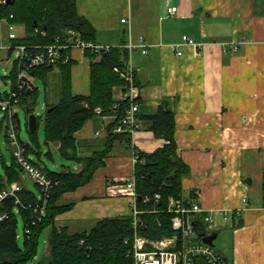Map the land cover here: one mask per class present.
I'll use <instances>...</instances> for the list:
<instances>
[{
  "label": "crops",
  "instance_id": "0c3cea01",
  "mask_svg": "<svg viewBox=\"0 0 264 264\" xmlns=\"http://www.w3.org/2000/svg\"><path fill=\"white\" fill-rule=\"evenodd\" d=\"M76 7L95 43L147 45L146 53L135 47L127 57L137 114L153 115L163 103L173 111L177 155L188 166L183 198L200 206L194 220L216 233L215 250L230 264H264V0H77ZM182 35L201 46H177ZM71 54V90L88 94L89 59L77 49ZM108 121L96 115L75 132L79 155L102 148ZM140 125L129 141L113 142L88 183L62 195L72 206L55 216V226L82 231L129 214L130 199L118 190L133 173V151L165 143ZM75 163L70 169L79 171ZM20 184L26 187L22 174Z\"/></svg>",
  "mask_w": 264,
  "mask_h": 264
},
{
  "label": "trees",
  "instance_id": "16d2710c",
  "mask_svg": "<svg viewBox=\"0 0 264 264\" xmlns=\"http://www.w3.org/2000/svg\"><path fill=\"white\" fill-rule=\"evenodd\" d=\"M77 0H12L4 4L0 0V18L13 14L12 21L24 28V36L17 39L18 43L49 44L56 36L64 37L65 29L77 32L85 41L95 43V30L90 22L77 11ZM83 55L89 59V91L88 94H74L71 90V65L73 61L59 65H40L27 71V76L39 78L47 84L48 73L56 68L59 74L58 96L55 102H45L42 114L44 143L58 144V154L66 159L81 163L79 171L70 167L49 170L41 167L38 161H30L40 168L53 185L50 195L43 203L33 190L23 189L18 192L22 204L43 206V213L14 204L7 197L2 208L7 217L0 221V264H130L131 256L123 239L131 235V219L128 216L104 217L96 220L93 225L82 231H72L66 226L57 227L54 218L68 210L72 203H61L65 192H70L88 183L94 172L103 165V159L112 149L113 142L120 138L130 140L126 132L115 133L113 128L128 107L127 101L117 100L116 89L124 85L123 79L114 67L122 68L127 63L128 50L125 47L109 46L107 50L92 51L86 49ZM14 85L17 77V66L13 62L7 75ZM6 78V76H3ZM19 96L18 104H25L29 112L32 110L31 96L35 88L26 94V89ZM0 93L1 95H5ZM117 103L116 106L114 104ZM101 113L111 116L105 125V140L101 149L93 150L88 156L79 155V146L74 136L85 122L96 116L95 108ZM153 135L165 140V143L151 152L135 150L133 176L135 190L141 199L137 208L144 224L140 227L141 234L148 238H159L171 234L170 217L167 213V198L172 196L183 198L181 178L188 173V166L177 155L174 139V113L166 104L158 107L155 114L140 117ZM38 117L36 123L38 124ZM0 121V131H1ZM28 141L23 143L26 156L35 155L40 159V144L37 128L34 132L27 129ZM5 136V135H4ZM51 156L49 152L45 153ZM3 160V159H2ZM3 174H0V190L12 182L21 183V172L12 154L8 164L3 163ZM35 185V184H34ZM36 186V185H35ZM37 187V186H36ZM38 189V187H37ZM155 193L160 199L155 201ZM148 196L149 200L143 198ZM156 210V211H152ZM17 215L23 220L24 241L22 247L17 242ZM204 222L194 220L197 236L202 233L200 227ZM25 230H28L26 232ZM47 230L48 253L42 259L33 262L40 234ZM195 264H206L203 258H197Z\"/></svg>",
  "mask_w": 264,
  "mask_h": 264
},
{
  "label": "built area",
  "instance_id": "2783aa9c",
  "mask_svg": "<svg viewBox=\"0 0 264 264\" xmlns=\"http://www.w3.org/2000/svg\"><path fill=\"white\" fill-rule=\"evenodd\" d=\"M176 7L167 8V12L172 14ZM13 14L7 18H0L4 23V32L6 41H0V60L13 57L17 66V77L14 85L10 83L9 89L5 95L0 96V117L2 119L1 127L5 135V144L20 168L22 175L28 177L40 192L39 200L43 203L48 199L51 189L55 182L31 161L29 156L25 155L24 146L19 140V134L14 118L15 107L18 106L19 96L31 80L28 79L27 71L32 67L40 65H59L72 60V51L77 49L82 53L86 49L92 51L107 50L108 45H100L90 41L83 40L80 35L72 29L63 31L64 37L56 36L52 43L49 44H31L16 42L20 36L16 32L19 24L12 21ZM121 22H126L125 18ZM202 43H196L186 35H182L181 41L176 45H189L199 48ZM135 47H140L142 53L147 52V45L140 39L137 44H128L126 48L131 51ZM177 55L181 54L178 50ZM115 72L123 79L124 85L118 88L119 94L116 98L120 101H127L128 107L124 114L118 120V124L113 128V132H126L130 136L138 130L139 122L137 119L139 89L135 82L134 67L126 63L122 68H113ZM117 103L114 104L116 106ZM95 113L102 121H108L111 117L101 113L100 108H95ZM135 152L132 153L133 165L135 163ZM23 186L18 182L10 183L6 188L0 190V221L7 217V212L2 208V204L7 197H11L14 204L32 210L39 214L43 213V206L38 208V202L35 205H24L20 202L18 192ZM120 192H123L130 199V211L127 215L131 219V235L123 239V244L127 248V254L131 256L130 264H195L197 258H203L206 263L210 264H230L221 256L213 246L206 244L197 236L194 228V214L200 211L197 202L185 198L168 197L167 213L171 214L170 229L171 234L162 235L159 238H148L141 234V226L144 221L140 217L141 211L137 208V193L135 190V179L133 173L125 183L119 186ZM155 201L160 199V194L155 193ZM148 201L149 197L143 198ZM243 201L246 198L242 199ZM156 211V210H152ZM28 232V230H25Z\"/></svg>",
  "mask_w": 264,
  "mask_h": 264
},
{
  "label": "rangeland",
  "instance_id": "374dc122",
  "mask_svg": "<svg viewBox=\"0 0 264 264\" xmlns=\"http://www.w3.org/2000/svg\"><path fill=\"white\" fill-rule=\"evenodd\" d=\"M18 36H24V28L18 26L16 29ZM0 41H6V34L4 32V23L0 22ZM13 57L11 56L9 59L0 60V93H4L9 89L10 80L8 78L9 70L11 68ZM3 76H6L4 78ZM28 79L31 80L33 87L35 88V93L31 96L32 110L30 112H26V105H18L15 107L14 113L16 112L20 121V129L18 131L19 140L23 143L28 141L27 135V117L29 113H33L35 117H38L37 124V136L41 151L40 159H38L35 155H32L31 159L38 161L41 167L48 168L49 170H59L64 169L65 167L75 168L76 163L71 160H66L62 158L57 150L50 144L46 145L44 143L43 136V121L42 114L45 110V102H55L58 96V88H59V74L56 68L52 69L48 73L47 84L44 83L42 79L39 78H31L28 76ZM1 121V117H0ZM49 150L51 156H47L45 153ZM3 159V160H2ZM11 161V152L10 149L5 144V136L3 128L1 127L0 131V174H3V163L8 164ZM23 176L24 184L27 189L33 190L37 196L40 195L39 190L34 185V183L26 176ZM23 220L20 215H17V225H16V235L17 242L19 246L22 247L24 241L23 235ZM200 230L202 232H209L210 229L207 226H201ZM197 232V231H196ZM198 233V232H197ZM213 247L218 250V239H214ZM48 253L47 247V230L43 231L38 239V244L36 248V254L33 262H36L42 259Z\"/></svg>",
  "mask_w": 264,
  "mask_h": 264
},
{
  "label": "water",
  "instance_id": "95a60500",
  "mask_svg": "<svg viewBox=\"0 0 264 264\" xmlns=\"http://www.w3.org/2000/svg\"><path fill=\"white\" fill-rule=\"evenodd\" d=\"M12 0H4V4H11ZM198 10V12L200 11V8L196 9V11ZM33 89V85L31 82L28 83V88L26 89V94L29 95L30 94V90ZM26 112H29V109L26 108ZM14 118H15V122H16V127L17 130L19 131L20 129V121H19V117L18 114L15 112L14 113ZM37 128V123H36V117L33 113H29L28 117H27V129L30 132H34ZM141 196L137 195V200H140ZM199 237L201 238V240L203 242H205L208 245L213 246V241L216 238V233H212V234H206L205 232H202L199 234ZM206 264H210V263H206Z\"/></svg>",
  "mask_w": 264,
  "mask_h": 264
}]
</instances>
